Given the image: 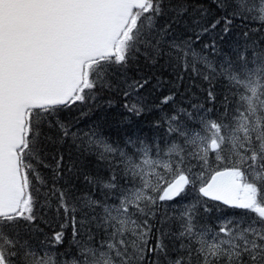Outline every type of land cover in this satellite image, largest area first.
Listing matches in <instances>:
<instances>
[{
	"label": "snow or ice",
	"instance_id": "1",
	"mask_svg": "<svg viewBox=\"0 0 264 264\" xmlns=\"http://www.w3.org/2000/svg\"><path fill=\"white\" fill-rule=\"evenodd\" d=\"M0 264H264V0H0Z\"/></svg>",
	"mask_w": 264,
	"mask_h": 264
},
{
	"label": "trees",
	"instance_id": "2",
	"mask_svg": "<svg viewBox=\"0 0 264 264\" xmlns=\"http://www.w3.org/2000/svg\"><path fill=\"white\" fill-rule=\"evenodd\" d=\"M165 79H169V77H165ZM199 84V81L195 83L191 81H185V84L181 86V91L184 90L185 87L191 86V90L194 92H198V88L196 85ZM163 91L167 92V89H163ZM101 116V112L99 110L92 112L89 116L84 117L81 126L83 127L86 122H91L97 120ZM158 116V113H146L145 116L142 118L141 127L144 129L145 132L149 130L150 123ZM106 132L113 137L116 135V129H108Z\"/></svg>",
	"mask_w": 264,
	"mask_h": 264
}]
</instances>
